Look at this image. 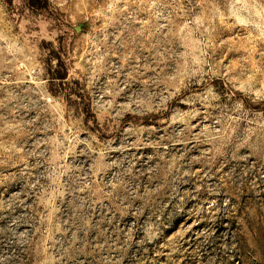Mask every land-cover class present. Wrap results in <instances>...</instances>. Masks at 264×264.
Listing matches in <instances>:
<instances>
[{
    "label": "rangeland",
    "instance_id": "1",
    "mask_svg": "<svg viewBox=\"0 0 264 264\" xmlns=\"http://www.w3.org/2000/svg\"><path fill=\"white\" fill-rule=\"evenodd\" d=\"M0 264H264V0H0Z\"/></svg>",
    "mask_w": 264,
    "mask_h": 264
}]
</instances>
